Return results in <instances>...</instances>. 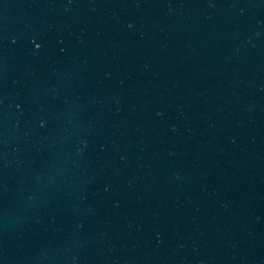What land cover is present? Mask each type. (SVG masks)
<instances>
[{
  "label": "water",
  "instance_id": "water-1",
  "mask_svg": "<svg viewBox=\"0 0 264 264\" xmlns=\"http://www.w3.org/2000/svg\"><path fill=\"white\" fill-rule=\"evenodd\" d=\"M0 264H264V0H0Z\"/></svg>",
  "mask_w": 264,
  "mask_h": 264
}]
</instances>
